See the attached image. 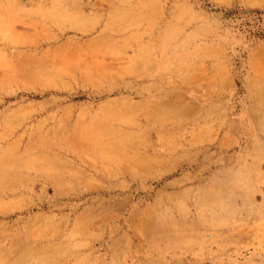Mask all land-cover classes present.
I'll return each instance as SVG.
<instances>
[{
  "label": "rangeland",
  "instance_id": "obj_1",
  "mask_svg": "<svg viewBox=\"0 0 264 264\" xmlns=\"http://www.w3.org/2000/svg\"><path fill=\"white\" fill-rule=\"evenodd\" d=\"M0 264H264V0H0Z\"/></svg>",
  "mask_w": 264,
  "mask_h": 264
}]
</instances>
